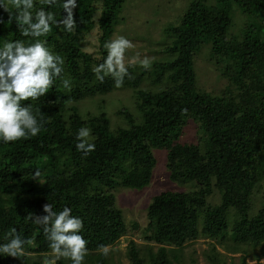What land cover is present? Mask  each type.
<instances>
[{
	"label": "trees",
	"instance_id": "16d2710c",
	"mask_svg": "<svg viewBox=\"0 0 264 264\" xmlns=\"http://www.w3.org/2000/svg\"><path fill=\"white\" fill-rule=\"evenodd\" d=\"M126 0H76L75 32L52 26L47 46L64 58V73L46 96L31 104L43 127L36 137L5 144L0 141V244L8 242L15 228L26 244L19 259L0 254V264H42L34 258L51 253L43 227L25 218L46 215L64 207L83 220L80 233L88 240L84 263L108 264L99 245L114 246L126 237L129 264H196L185 260L184 250L203 238L228 245L233 253L241 246L264 245V205L252 214V196L264 181V0H190L178 25L165 28L171 40L165 45L166 60L155 64L154 91L142 87V71L129 70L123 86L107 77L96 80L93 66L103 62L117 17ZM57 0L51 7L35 0L60 21L67 16ZM244 16V27L231 35L233 11ZM13 17L16 10L9 7ZM96 31V53L81 47L84 37ZM8 40L34 42L24 37L15 20L0 7V47ZM209 45L225 91L213 95L197 89L196 54ZM70 81V90L62 80ZM134 92L136 114L120 110L124 126L111 129L102 113L82 117L76 103L115 90ZM187 109V114L181 110ZM198 124L203 149L176 143L189 122ZM81 127L91 129L96 149L87 157L76 148ZM154 150L165 151V167L171 182L192 184L187 192L165 191L147 207L146 244L140 246L130 231L113 191L141 190L149 185L156 165ZM39 171L37 177L35 173ZM214 190L220 203L208 204ZM244 252V251H242ZM34 255V256H32ZM207 264H225V256L208 244ZM94 257V260H93ZM242 255L239 264L246 263ZM55 264H71L61 258ZM233 264V263H230ZM254 264H260L259 260Z\"/></svg>",
	"mask_w": 264,
	"mask_h": 264
},
{
	"label": "clouds",
	"instance_id": "9594fccd",
	"mask_svg": "<svg viewBox=\"0 0 264 264\" xmlns=\"http://www.w3.org/2000/svg\"><path fill=\"white\" fill-rule=\"evenodd\" d=\"M42 5H55L57 0H39ZM16 10L13 17L9 7ZM0 7L9 13V21L15 20L18 30L24 37L33 38L34 42L26 44L23 40H8L0 47V141L5 144L36 137L43 127V115L40 120L34 114L31 104L27 101H37L46 96L57 79L64 73V58L53 52L46 40L52 31V26H64L67 32H75L76 22L73 10L77 7L76 0H64L62 7L67 12L66 18L57 21L54 13L45 11L43 7L36 9L35 0H0ZM132 42L124 36L106 42L107 51L102 63L93 66L92 71L100 83L107 77L114 80L115 87L123 86L125 77L131 79L129 62L126 53L133 48ZM139 64L144 69H150L151 58H140L139 54L132 58L130 64ZM62 85L70 90V81L63 79ZM187 114V109L181 110ZM91 129L81 127L76 134V148L84 157L94 152L96 145L90 142ZM37 171L35 176H39ZM46 215L35 217L30 213L25 219L33 220L43 227V233L49 242L48 247L55 257L50 264H55L61 258L71 261V264H84L88 255V240L80 233L83 231V220L72 215V209L53 211V205L43 206ZM31 240L22 239L15 228L8 233V242L0 244V254L5 257L19 259L25 255V245ZM98 250L108 255L109 246L99 245Z\"/></svg>",
	"mask_w": 264,
	"mask_h": 264
},
{
	"label": "rangeland",
	"instance_id": "374dc122",
	"mask_svg": "<svg viewBox=\"0 0 264 264\" xmlns=\"http://www.w3.org/2000/svg\"><path fill=\"white\" fill-rule=\"evenodd\" d=\"M190 0H126L118 17L117 23L113 28L108 41L117 36H124L134 45L126 53V62H129V68L132 72L139 75L142 71V87L145 90L154 91L152 83L155 72V64L165 62L166 53L165 45L170 44L171 40L165 36V28L168 26L178 25L182 15L188 7ZM234 26L231 35L235 36L238 31L244 27L245 18L236 9L233 11ZM98 36L96 31L91 32L84 37L81 42V48L88 53H96L98 46ZM139 54L143 59L145 56L151 58L150 69L142 68L138 63L131 66L130 62L133 57ZM215 65V60L210 56L209 45L196 54L194 58V70L196 75V86L198 90L219 95L225 91L228 81L220 75ZM134 92L130 89L115 90L104 96L93 97L76 103L82 117L95 116L102 113L110 121L111 129L122 127L125 121L118 115L120 110H127L132 115L136 114ZM202 132L198 124L189 121L180 133L176 143L194 144L203 149L201 142ZM165 151L154 150L153 154L157 162L153 169L151 181L148 186L141 190L119 189L113 191L116 198L117 207L121 210L125 223L130 231L129 237L134 243L144 246L146 244L145 235L148 224L147 207L152 198L165 191L187 192L194 190L192 184L177 185L170 181L166 170ZM220 193L214 190L213 195L208 199L211 206L220 203ZM264 205V181L258 185L252 196V214L256 213ZM127 241L126 237L120 239L114 246L109 248L108 255L104 261L108 264H129L127 258ZM214 244L216 249L221 252L225 258V264H239L242 255L247 256L245 264H254L259 260L264 264V245L258 247L241 246L242 251L233 253L228 249L230 242L224 245L217 242H210L200 238L191 243L184 250L185 260L190 256H196V264H207L203 253L207 252L208 244ZM34 256V255H32ZM42 264H50L55 260L52 253L39 257ZM94 260V257H93ZM88 264V263H84ZM98 264V263H95Z\"/></svg>",
	"mask_w": 264,
	"mask_h": 264
}]
</instances>
